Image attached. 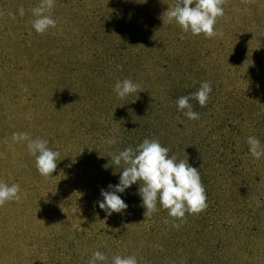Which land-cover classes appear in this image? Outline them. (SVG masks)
<instances>
[{"label":"rangeland","instance_id":"374dc122","mask_svg":"<svg viewBox=\"0 0 264 264\" xmlns=\"http://www.w3.org/2000/svg\"><path fill=\"white\" fill-rule=\"evenodd\" d=\"M39 2L0 0V181L20 185L19 201L0 207V264H88L97 250L103 264L117 254L138 264H264V157L246 142L264 145V0H226L215 25L223 36L211 39L167 23L174 0H55L56 27L40 35L31 26ZM124 79L142 91L118 98ZM204 81L210 98L190 100L199 113L190 120L176 101ZM14 132L60 153L53 176L38 173ZM146 138L188 159L205 186L207 209L179 229L159 205L145 218L139 181L118 193L124 212L99 207L122 173L110 154Z\"/></svg>","mask_w":264,"mask_h":264},{"label":"clouds","instance_id":"9594fccd","mask_svg":"<svg viewBox=\"0 0 264 264\" xmlns=\"http://www.w3.org/2000/svg\"><path fill=\"white\" fill-rule=\"evenodd\" d=\"M244 4L253 3L254 0H241ZM226 0H174L173 4L164 13L167 23H175L183 33H191L193 36L203 34L206 38L222 37L215 25L218 18L224 15ZM194 5V7H193ZM55 0H40L38 5L31 9L34 19L32 28L37 34L43 35L50 28H55L57 21L52 12ZM2 14V13H0ZM8 15L14 20L16 15L9 12ZM19 15L23 17V6L19 8ZM180 39H185L184 35ZM113 91L118 98L124 99L128 95L142 91L139 83H133L131 79H124L115 83ZM212 92L211 82L204 81L199 89L189 95L177 99V108L190 120H198L199 113L193 111L190 100H196L201 107H205ZM14 143L27 142L28 153L35 158V167L43 177L53 176L57 168L60 153L48 147V140L36 137L33 139L27 132H14L11 136ZM117 139L112 137L105 140L109 146L115 145ZM251 155L259 160L264 157V145L255 136H249L246 140ZM7 143V140L4 141ZM169 148L162 146L158 139H144L135 149L127 147L118 153H111L113 165L121 167L122 173L119 183L109 185L110 190H101L103 200L99 207L107 215L122 213L128 205L118 193H124L133 184L140 182L138 195L142 199L141 207L145 209L144 216L151 217L156 213L158 205L167 210L172 218V227L179 229L186 222L187 215H198L208 207L207 194L202 182L199 170L188 163V159L177 161L175 155L169 156ZM6 158L0 153V159ZM20 185L13 183L11 186L0 181V207L6 202L19 201ZM179 221V223H177ZM143 222V221H142ZM169 221H165L168 223ZM141 223V222H140ZM107 256L95 251L88 264L106 262ZM111 264H138L134 255L112 257Z\"/></svg>","mask_w":264,"mask_h":264},{"label":"trees","instance_id":"16d2710c","mask_svg":"<svg viewBox=\"0 0 264 264\" xmlns=\"http://www.w3.org/2000/svg\"><path fill=\"white\" fill-rule=\"evenodd\" d=\"M139 97H141V96H139ZM142 106H143V108L145 109V106H146V105L144 106V104H142Z\"/></svg>","mask_w":264,"mask_h":264}]
</instances>
